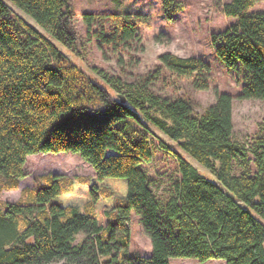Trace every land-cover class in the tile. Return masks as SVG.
Wrapping results in <instances>:
<instances>
[{
    "label": "trees",
    "instance_id": "16d2710c",
    "mask_svg": "<svg viewBox=\"0 0 264 264\" xmlns=\"http://www.w3.org/2000/svg\"><path fill=\"white\" fill-rule=\"evenodd\" d=\"M9 1L43 32L0 0V194L18 188L31 154L78 153L94 173L36 174L16 201L0 196V264H170L172 257L264 264V124L247 145L234 131L231 94L217 91L198 113L188 99L154 90L166 71L206 90L210 65L163 52L155 69L130 79L85 68L53 42L79 54L70 0ZM260 1L220 3L236 20L211 34L216 55L241 73L239 99L264 100V9L254 8ZM162 3L171 19L183 8L181 0ZM140 18L81 13L88 39L110 48L120 66L130 63L122 53L143 51ZM149 123L217 181L159 139ZM158 149L176 160L162 193L141 167ZM132 212L151 240L149 255L129 252Z\"/></svg>",
    "mask_w": 264,
    "mask_h": 264
},
{
    "label": "rangeland",
    "instance_id": "374dc122",
    "mask_svg": "<svg viewBox=\"0 0 264 264\" xmlns=\"http://www.w3.org/2000/svg\"><path fill=\"white\" fill-rule=\"evenodd\" d=\"M15 11L29 23L40 27L21 10L16 8L9 0H5ZM183 8L173 14V19L166 15L162 0H70L75 11V27L79 35V54L68 50L65 46L53 40L56 46L68 58L85 68L96 67L105 73H114L126 79L134 75H144L159 65L158 55L163 52H172L180 56H198L203 58L211 67L209 88L199 90L192 87L190 80L177 77L170 72H165L166 78L155 83L154 90L165 96H181L188 99L198 113L214 103L216 92H226L233 98V124L234 131L240 141L247 145L256 135L259 126L264 124V100L239 99L244 81L241 73H236L225 66L216 55L211 44V34L218 32L235 22L236 18L226 16L220 9V3L227 0H181ZM254 8L264 9V1L258 2ZM82 12L93 13H135L141 14L137 20L141 36L143 51L136 54L122 53L126 62L120 66L110 48L100 50L94 40H89L86 28L81 20ZM136 60L138 62L136 63ZM159 139L164 141L173 150L184 156L196 166L205 176L217 181L214 174L197 162L192 156L180 148L175 141L170 139L155 125L150 124ZM248 163L251 171H255L253 156L248 154ZM147 174L155 179L153 186L157 193H162L170 175L176 168V160L172 152L157 150L154 159L141 165ZM235 170H238L235 166ZM27 176L21 179V187L32 186L33 175L60 173L69 177H85L94 173L93 168L78 153H36L27 157L25 164ZM5 200H17L21 195V188L1 192ZM83 233L77 235L76 242L81 241ZM121 240V234L117 235ZM152 250L150 238L144 233L141 220L135 213H131L130 246L129 252L138 251L149 255ZM107 258V257H104ZM170 264H225L222 259H209L199 261L185 257H172Z\"/></svg>",
    "mask_w": 264,
    "mask_h": 264
},
{
    "label": "crops",
    "instance_id": "0c3cea01",
    "mask_svg": "<svg viewBox=\"0 0 264 264\" xmlns=\"http://www.w3.org/2000/svg\"><path fill=\"white\" fill-rule=\"evenodd\" d=\"M18 188H21L22 189V187H21V180L19 181V183H18ZM2 192H5V190H3ZM2 195V193L0 194V196ZM13 201H16V200H13Z\"/></svg>",
    "mask_w": 264,
    "mask_h": 264
}]
</instances>
